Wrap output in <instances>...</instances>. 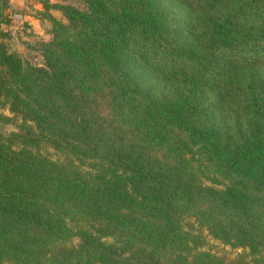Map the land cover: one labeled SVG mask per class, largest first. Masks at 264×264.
<instances>
[{
	"label": "trees",
	"instance_id": "obj_1",
	"mask_svg": "<svg viewBox=\"0 0 264 264\" xmlns=\"http://www.w3.org/2000/svg\"><path fill=\"white\" fill-rule=\"evenodd\" d=\"M39 1L35 64L0 0V264H264V0Z\"/></svg>",
	"mask_w": 264,
	"mask_h": 264
},
{
	"label": "rangeland",
	"instance_id": "obj_2",
	"mask_svg": "<svg viewBox=\"0 0 264 264\" xmlns=\"http://www.w3.org/2000/svg\"><path fill=\"white\" fill-rule=\"evenodd\" d=\"M66 2H69L79 8L83 7V4L79 0H64ZM23 6V5H20ZM26 6V5H25ZM21 9L23 13H21V16L15 11L10 12V14L13 15L12 20H15V23L12 24L13 27H10L11 24H8L7 26H3L10 34L9 38L6 39L7 44L9 45V49L14 51H17L21 53L22 55L29 58L33 63L35 64H42V57L40 56L39 52L36 51V49L33 48L34 40L33 34L29 33L31 26L26 25V23H23L24 20V13L30 14L29 10L30 8L25 7L22 9V7L17 8L16 10ZM19 12V10H18ZM8 14L9 12L6 11ZM15 15V16H14ZM16 19L18 21H16ZM20 20V21H19ZM10 27V28H9ZM3 116H12L11 112L6 107L0 106V132L4 135H7L9 132L13 130L18 129L19 121L14 122L6 121ZM41 152L48 157H50L53 160H65V156L59 152H56L54 149H52L50 146L43 145L41 147ZM78 163V162H77ZM184 228L187 230H190L194 233H201L204 238V244L200 247V249L208 250L211 252H224V251H230V252H240L241 249H233L229 245L222 244L217 239L213 238L211 235L207 233V231L200 227L199 224L194 219H187L183 222Z\"/></svg>",
	"mask_w": 264,
	"mask_h": 264
},
{
	"label": "crops",
	"instance_id": "obj_3",
	"mask_svg": "<svg viewBox=\"0 0 264 264\" xmlns=\"http://www.w3.org/2000/svg\"><path fill=\"white\" fill-rule=\"evenodd\" d=\"M50 2H61L63 0H49ZM23 5V6H20ZM26 5V6H25ZM25 8L28 7L30 8V14H27L26 12L24 13V22L26 23L27 27L31 26L32 28L29 30V33L33 34L34 37H46L47 29L49 26V22L41 17V12L43 11V6L39 0H9V8L7 9L8 16L11 18L13 17L12 14H10L11 10L12 12L15 11L21 16V13L23 11L21 9L16 10L17 8ZM11 12V13H12ZM51 14L57 18H60V13L57 10H51ZM15 16V15H14ZM22 17V16H21ZM16 21H18L16 19ZM20 21V20H19ZM15 23V20L13 19L12 22L10 23V27H13L12 24ZM9 27V28H10Z\"/></svg>",
	"mask_w": 264,
	"mask_h": 264
}]
</instances>
